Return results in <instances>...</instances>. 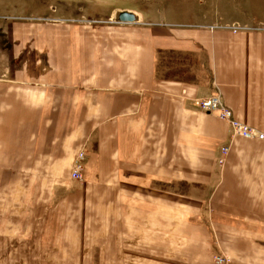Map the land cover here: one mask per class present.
Instances as JSON below:
<instances>
[{
	"label": "crops",
	"instance_id": "0c3cea01",
	"mask_svg": "<svg viewBox=\"0 0 264 264\" xmlns=\"http://www.w3.org/2000/svg\"><path fill=\"white\" fill-rule=\"evenodd\" d=\"M123 10L0 21V264H264V139L197 104L264 131V34Z\"/></svg>",
	"mask_w": 264,
	"mask_h": 264
},
{
	"label": "rangeland",
	"instance_id": "374dc122",
	"mask_svg": "<svg viewBox=\"0 0 264 264\" xmlns=\"http://www.w3.org/2000/svg\"><path fill=\"white\" fill-rule=\"evenodd\" d=\"M130 7L171 22L197 21L220 25L233 32L245 30L264 34V0H0V21H5L8 37L13 21L60 17L104 21L118 18L119 11ZM165 56L170 57L162 58L161 66L167 62L173 65L174 55ZM179 60L183 64L185 58L182 56ZM221 254L228 258L226 264H231V257L221 249L213 253V264H225L218 260Z\"/></svg>",
	"mask_w": 264,
	"mask_h": 264
},
{
	"label": "built area",
	"instance_id": "2783aa9c",
	"mask_svg": "<svg viewBox=\"0 0 264 264\" xmlns=\"http://www.w3.org/2000/svg\"><path fill=\"white\" fill-rule=\"evenodd\" d=\"M198 106L205 112L216 113L220 118L227 121L231 127L233 135L242 136L248 139H264V131L258 129L255 126L249 125L235 118L233 111L227 107L222 100L221 94L207 96L197 100ZM228 147L224 146L222 152L225 155ZM86 154L84 151L79 152L72 171V177L75 179H82L85 167ZM223 157L219 159V163L222 164ZM218 260L226 264L228 258L226 255H218Z\"/></svg>",
	"mask_w": 264,
	"mask_h": 264
},
{
	"label": "water",
	"instance_id": "95a60500",
	"mask_svg": "<svg viewBox=\"0 0 264 264\" xmlns=\"http://www.w3.org/2000/svg\"><path fill=\"white\" fill-rule=\"evenodd\" d=\"M118 20L121 22H133L136 20V14L130 10H123L118 13Z\"/></svg>",
	"mask_w": 264,
	"mask_h": 264
}]
</instances>
